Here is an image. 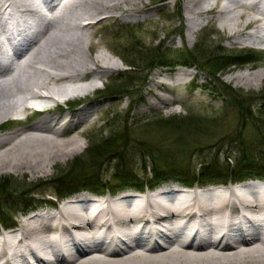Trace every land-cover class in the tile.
<instances>
[{
  "label": "bare ground",
  "instance_id": "1",
  "mask_svg": "<svg viewBox=\"0 0 264 264\" xmlns=\"http://www.w3.org/2000/svg\"><path fill=\"white\" fill-rule=\"evenodd\" d=\"M73 1L0 0V126L17 120L13 116L18 110L19 115L38 114V122L0 133V175L18 171L47 177L54 163L82 151L84 143L73 135L96 122L99 109L89 101L74 119L67 113L65 121L61 103L87 99L100 80L119 68L105 53L87 55L85 51L93 48L91 29L106 19L136 21L148 13L137 6L140 0H82L94 9L92 14L82 13ZM184 3L188 36L194 38L205 16L215 14L230 35L252 29L254 40L264 44V0ZM231 7L232 12L249 9L248 15H240L244 23L238 29H232L227 19ZM57 20L59 30H50ZM8 33L13 38L10 52L3 49L10 42L9 35L3 37ZM16 67L22 73L14 74ZM186 73L180 68L172 84L163 80L155 84L154 79L150 83L184 84ZM229 80L248 85L263 81L264 73H238ZM157 94L162 103L173 102ZM79 196H85L87 206L74 198L47 212L39 206L50 204L48 200L37 211L15 209L18 217L0 230V264H264V186L219 190L196 186L186 194L167 187L142 196L111 195L93 203L87 200L94 198L92 193ZM140 234L150 237L153 247L146 249L137 242Z\"/></svg>",
  "mask_w": 264,
  "mask_h": 264
},
{
  "label": "rangeland",
  "instance_id": "2",
  "mask_svg": "<svg viewBox=\"0 0 264 264\" xmlns=\"http://www.w3.org/2000/svg\"><path fill=\"white\" fill-rule=\"evenodd\" d=\"M73 2L80 5L78 9H81L82 13L92 14L94 11L90 6L82 3V0H75ZM136 4L140 10L148 13L140 20L136 21L134 19L122 18L120 21L115 19L103 20L102 23L91 29V32L95 34L94 39H92L93 48L85 51L87 55L90 56H98L100 53H105L113 58L116 64H119V68L116 70L117 72L100 80L97 83V90L87 96V98L92 99L93 96L97 94L96 92L106 90L108 84L112 86L111 84L114 81L113 78H117L118 74L121 75L122 71L130 70L128 79L131 78L130 80L135 86V89L129 92V94L126 92L123 96L118 95L116 98L110 96L100 97L101 100L103 99V101L100 100L102 102V106H100L102 110L98 113L96 122L78 128L73 135L84 143L85 147L80 153L69 158V160H60L54 163V165L50 167V173L47 177H33L28 173L22 174L18 171H9L8 174H1L0 183L3 180L9 181L11 186L7 188H9L11 192L9 191V196H5L7 200L0 199V217L12 218L15 220L16 217H18L17 214H19L17 211L14 212L15 209H23L25 204L29 205L34 201L40 203L43 202V200L57 199L59 192L55 186V182L68 173L73 167L79 165V159L82 158L86 150L91 147L93 141L96 142L100 140L101 142L110 138L111 128L106 126V123L110 119L117 120L120 118L123 120V118H126L131 124L129 130L130 139L125 147L127 149V158L121 159V161L111 159L107 165L105 164L101 170H99V172L98 170L96 171L91 164H87L83 169L80 168V172L87 175V183L93 182L92 179L96 178V173L98 172L99 177L107 186L111 185L115 188L122 187L117 185L118 180H116L118 177L116 176V172H120L122 169H127L128 171L134 169L133 175L136 177L135 179L140 182L143 178L151 179L152 177L153 179V175L145 174L146 170L143 168L144 164L140 159V150L133 140H135V138H138L140 141L151 139V141L158 143L161 149L167 153L166 145H171L175 141L176 136H178L177 134H179L180 131H184V129L187 131L186 135L188 139L194 142V146L191 150V153L193 152V157L188 158L187 151L182 149L176 150L174 145L168 146V148H171L168 154H170L171 159L176 157V159H173L176 163L172 164V161L167 160L165 164L162 165L163 167H161L163 173H172L175 167L180 165L187 168L189 167L190 169L196 168L201 170V163L205 159L210 160L213 158L212 156H214V154L221 155L219 160L223 164L235 165L234 159L239 158L240 154L234 153L235 151L231 152L235 150V146L231 145L229 142L230 139L235 136L234 133L241 129L239 128V124H241V120L239 119H241V116L239 111L235 108V105L225 100L223 87H232L233 90H237L238 92L243 91V98L246 100L245 104L253 111V118L249 120L250 125L252 120L254 118L256 119V117L258 119L255 120V122L261 121L262 124L260 129L256 128V131L255 129L252 130V125L245 127L244 131H241L248 141L250 140L255 143L252 148L249 147V150L255 147V153L260 151L259 145L261 143L259 141L264 136V80L259 82L252 80L248 85H244V81L243 84H238L236 80H229L238 73H246L249 75H254V73L258 71L264 73V49H262L264 48V44L254 43L253 37L249 35L252 29L246 30L244 34L242 32L237 36L230 35L229 30L224 29L218 21V16L209 14L205 16L204 26L200 28L199 32L193 38L187 35L188 17L184 0H140L138 3L136 2ZM226 12L230 13V9ZM248 13L249 9L246 10L243 8L233 9L232 12L231 7V14L228 16L226 15L231 24L230 27L232 29H238L237 25L240 26L244 23V19L241 18L240 15H248ZM85 16L87 18H95V16ZM101 17L103 16L96 19L98 20ZM83 22H85V20L81 19L80 23ZM59 24V20L52 23L50 30L56 31ZM3 37L6 38V36ZM204 41H206V43H204L205 48L203 46L202 48L207 53L206 55L203 50L207 59L209 58L211 60L214 57L220 59L221 56L230 54L232 58L239 56L238 60L240 61L235 65L222 68L215 77L212 76L213 73L211 71L210 73L208 70L197 66L190 70L194 73V77L192 74L186 73V81H190L191 84H179L172 89L164 85L155 86L157 80L164 78L165 72L163 67L166 65L156 66V70L151 72L152 74L150 75V71H145L146 69L143 70V67L137 68L138 70H131L133 68L124 62L125 59L127 61L131 59V61L135 62L137 59V64L140 62L139 55L134 52L133 44H137L138 51L157 49L161 46L169 50L181 49L184 51L191 50L192 52ZM143 47L144 49H142ZM184 51L182 52L186 55L187 52ZM223 51H226L227 54H223ZM249 51H251L256 61L248 62L244 58V54ZM175 59L180 60V57H175ZM176 60V63L179 62ZM155 63L157 62H148L145 67L147 66L146 68L148 69L150 65L154 66ZM192 63L189 65H193ZM17 67L13 70L14 74L22 73L23 70L21 71L20 67ZM183 67L184 66L175 68V73H178L180 68ZM184 68L188 69V67ZM148 76L149 78L146 80ZM152 79L155 80V84L150 83ZM65 85L68 86L69 84L65 83ZM52 86L54 87V85ZM131 87L134 88L132 85ZM124 89H126V87H124L123 90ZM157 93H162V95L165 94L171 97L173 102L162 103V98ZM67 101L73 100L69 99ZM29 104L30 102L27 103V105ZM86 105L87 104L84 106ZM63 108L64 105L62 106V109ZM19 111L20 110H18V114L13 116V118H25L27 114H30V112H28L25 113V115H19ZM258 112L262 113V119L259 118L261 116L258 115ZM191 114L196 117L198 116L199 120L195 122L198 127L182 125L183 128L180 129V126L176 124V128L168 126V128L160 131L157 130L159 128H152L155 122L153 121L154 117V119L158 117L165 120L174 118L176 120L177 118H187ZM137 122H139L138 126H141L139 129L137 128ZM30 123V120L22 121L20 124L8 121L4 123L3 126L10 124L11 126L13 125L11 128L18 126L19 129L20 125L24 126L26 124V126H28ZM111 125L115 126L113 122ZM118 125L120 126L122 124L118 123ZM0 127H2V125ZM134 132L136 133L132 136ZM77 133L80 136L77 135ZM255 134L258 137L257 142H255ZM197 147H203L201 149L202 151L196 150L194 152V149ZM230 152L234 154H230ZM147 172H149V170H147ZM100 178L96 181H101ZM174 180L178 181L177 179ZM151 183L158 184L157 181L153 180ZM71 184H76V182L73 181ZM122 190V193H124L128 188H123ZM37 202L34 204H37ZM20 218L22 217L20 216Z\"/></svg>",
  "mask_w": 264,
  "mask_h": 264
},
{
  "label": "trees",
  "instance_id": "3",
  "mask_svg": "<svg viewBox=\"0 0 264 264\" xmlns=\"http://www.w3.org/2000/svg\"><path fill=\"white\" fill-rule=\"evenodd\" d=\"M204 43L206 41L202 42L201 44L198 45V47L191 52V50H181V49H166L165 47H158L157 49H146L143 51H138L137 50V44H133V49L135 54L139 55V61L137 64V59L135 61H127L125 59V62L133 69L131 70H138L137 68L143 67V70L145 71H152L156 66L159 65H189L190 63L193 64V66H198L201 67L202 69L208 70L209 72L211 71L213 73L212 76H216L218 72L222 70V68L229 67L231 65H235L238 63L239 56L233 57L228 54L226 56H221L219 58H212L211 60L205 57V54L207 55L206 51L202 48L204 47ZM205 48V47H204ZM144 49V47L142 48ZM141 49V50H142ZM138 52H137V51ZM204 50V52H203ZM146 51V52H145ZM187 52L186 55L183 54V52ZM143 54H142V53ZM223 54H227L226 51H223ZM244 58L248 62H253L256 61V59L253 58L251 51L248 53L244 54ZM175 57H180V60H176ZM137 58V57H136ZM230 58V59H229ZM232 58V59H231ZM205 59V60H204ZM215 59V60H214ZM179 61V62H175ZM157 62L155 63L154 66L150 65L149 68L147 69L145 65L148 62ZM130 71V70H129ZM129 71L122 73L119 77L114 79V83L112 82V86H107L106 90H101L99 91L100 96H110L116 98L118 95L123 96L126 92H132L135 89V86L132 84V81L128 79V76L130 75ZM210 72V73H211ZM128 79V81H127ZM131 85L134 87L132 88ZM126 87V89L123 90V88ZM224 98L225 100L233 103L235 105V108L237 111H239L240 116H241V124H239V128H241L238 132H235V136H233L232 139H230V144L235 146V150H232L231 152L238 153L240 154V157L235 160V165H229L226 163H222L219 160V157L221 155L219 154H214L210 160H204L201 163V170L198 169H190L189 167L185 166H177L175 167L174 171L172 173L165 174L162 172V165L165 164L167 160L172 161V164H175L176 162L173 159H176V157H173L171 159L170 154H168L169 149L168 146H173L176 147V150H185L188 152V158L193 157V152L191 153L192 147L194 146V142L192 140H189L186 133V129L184 131H180L178 136H176L175 141L171 145H166L167 146V153L166 151H163L161 149L160 145L156 142L151 141V139H144L140 141L138 138L133 140L135 144H137V148L140 150V159L143 161L144 164V169L146 170V175L151 174L153 175V179H144L140 182L135 179L134 177V169L132 171H128L127 169H122L120 172H116V176H118L117 180L124 181L125 179L127 181L133 182L137 186H141L144 188L146 186L145 184H151L152 180L153 181H161L162 179L165 178H171L173 177L174 179L180 180L183 182L185 185H193L195 183H208V182H228L229 180H236L239 178H243L248 175H260L261 177H264V136L261 138L259 141L261 144L259 145L260 151L255 153V147L252 150H249V147L252 148L255 143L251 142L250 140L248 141L247 138L245 137L244 133L241 131H244L245 127L252 126V130L255 129H260L261 127V121L260 122H255L258 118H254L252 120V123L250 125V119L253 118V111L252 109L247 106L245 98H243V91L238 92L237 90H233L232 87L224 88ZM264 107V106H263ZM258 115L260 119H262V113L258 112ZM155 118V117H154ZM153 121L154 124L152 125L153 127L159 128L157 129L158 131L164 130L169 127H175L176 124L180 126V129H182V125L186 126H196V123L199 118L198 116L196 117L195 115H190L187 118L184 119H163V118H158L154 119ZM264 119V118H263ZM113 122V125L111 123ZM122 124V125H118ZM137 122V128L139 129L141 126H138ZM181 123V124H180ZM149 124V123H148ZM107 127L111 128V135L110 138L107 140H103L100 142L93 141V144L91 147H89L86 152L82 155V158H80V163L78 166L73 167L71 170H69L68 173H66L63 177L57 179L55 182V186L58 189L59 193L62 192H72L74 190H77L81 187H95V188H105L106 183L103 182V180L99 177L98 172L101 170V168L107 163L110 162L111 159H126L127 158V149L125 148L128 144V141L130 139V122L128 119L123 118L121 120L120 118L115 120V119H110L106 123ZM120 127V128H119ZM174 128V129H175ZM257 128V129H256ZM137 129V130H138ZM132 131V129H131ZM132 133V132H131ZM134 132L132 136L135 134ZM255 142H257L258 137L255 134ZM203 147H197L194 149V152L196 150L202 151ZM205 148V147H204ZM208 148V147H206ZM210 149V148H209ZM230 154H234L231 153ZM190 153V155H189ZM87 164H91L96 171V178L92 179L93 182L87 183V175L85 176L83 173L80 172V168L83 169ZM149 170V172H147ZM136 171V170H135ZM133 175V176H132ZM100 178L101 181H96ZM73 181L76 182V184H71ZM11 186L9 181H2L0 183V199L7 200L5 196H9V191L10 189L7 188ZM11 192V191H10ZM12 203V202H11ZM14 204V203H13ZM10 209V207H9ZM7 209V210H9ZM6 218L0 217V220H3V222H6Z\"/></svg>",
  "mask_w": 264,
  "mask_h": 264
}]
</instances>
